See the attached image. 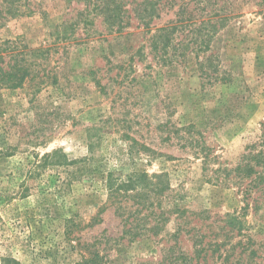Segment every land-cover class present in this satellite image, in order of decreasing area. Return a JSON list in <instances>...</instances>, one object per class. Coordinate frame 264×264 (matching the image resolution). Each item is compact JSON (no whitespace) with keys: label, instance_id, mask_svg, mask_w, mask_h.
<instances>
[{"label":"rangeland","instance_id":"rangeland-1","mask_svg":"<svg viewBox=\"0 0 264 264\" xmlns=\"http://www.w3.org/2000/svg\"><path fill=\"white\" fill-rule=\"evenodd\" d=\"M114 2L0 0V264H264V0Z\"/></svg>","mask_w":264,"mask_h":264},{"label":"trees","instance_id":"trees-1","mask_svg":"<svg viewBox=\"0 0 264 264\" xmlns=\"http://www.w3.org/2000/svg\"><path fill=\"white\" fill-rule=\"evenodd\" d=\"M113 3V10L112 14H109V19L111 18L112 22L110 23L111 31L117 29L116 31L120 30L122 27L120 24L121 17H120V10L121 7H118L114 0H111ZM147 4H149L147 2ZM144 3H140L139 7H142ZM111 7L109 4L105 6L102 10L103 12L109 10ZM117 10V11H116ZM147 8L143 10L145 12L143 19L147 17L146 15ZM140 19V18H139ZM141 21L142 18L140 19ZM108 21V20H107ZM122 22V21H121ZM143 26L147 28V23L143 22ZM123 28V27H122ZM174 29V28H173ZM164 29H161L162 31ZM160 34V32H159ZM169 33H167L166 38L168 37ZM157 38H160V36ZM158 42V39H157ZM158 43H155V48H157ZM32 65L27 64L24 60H18L8 66V68L4 69L0 66V89L7 88V89H17L23 87L25 81L32 76ZM82 162V160H80ZM77 160H68L65 154L61 153V151L55 150L51 153L44 154L39 160L35 158L31 169L28 171V174L32 177L35 174L39 173V171L45 169L47 166L53 168L54 166H61V165H74L77 164ZM29 176V177H30ZM164 175H157V176H148L145 173H130L126 175L123 179L119 177H114L113 173H109L105 181V188L107 191V198L110 203H114L117 198H125L129 197L128 192H133L134 195H139L141 192H153L155 195H161L166 187H162V189L158 188V184L153 182V178H161ZM146 191V192H147ZM92 247V246H90ZM187 260V258H184ZM2 264H21L19 261L13 258H5ZM79 264H103L102 263V256L99 255L97 250H92V248L88 249V256L84 257Z\"/></svg>","mask_w":264,"mask_h":264}]
</instances>
